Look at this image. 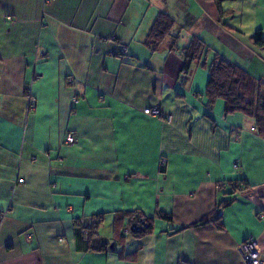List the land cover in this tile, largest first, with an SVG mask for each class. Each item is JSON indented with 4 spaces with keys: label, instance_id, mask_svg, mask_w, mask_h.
<instances>
[{
    "label": "crops",
    "instance_id": "obj_1",
    "mask_svg": "<svg viewBox=\"0 0 264 264\" xmlns=\"http://www.w3.org/2000/svg\"><path fill=\"white\" fill-rule=\"evenodd\" d=\"M160 11L174 25L152 50ZM257 30L264 0H0V264H244L249 237L264 264V138L206 105L180 51L197 36L264 80Z\"/></svg>",
    "mask_w": 264,
    "mask_h": 264
},
{
    "label": "trees",
    "instance_id": "obj_2",
    "mask_svg": "<svg viewBox=\"0 0 264 264\" xmlns=\"http://www.w3.org/2000/svg\"><path fill=\"white\" fill-rule=\"evenodd\" d=\"M219 3L222 0H214ZM174 25V20L165 12L160 11L156 14L152 25L147 33L146 43L151 49L156 47L170 35V30ZM259 31L254 33L255 41L263 44L264 41L259 38ZM176 38L171 39V48H175ZM206 46L203 41L192 36L188 44L181 48L183 59L182 72L185 74L189 71L192 63H198L205 68L208 73V79L205 86L204 96L206 105L211 107L216 99H221L224 103V113L241 112L249 116L254 121V130L264 138V80L255 78L250 75L241 66L225 60L218 53L212 52L211 57H206ZM226 203L220 205L224 206ZM220 209H215L212 213L193 225L205 224L210 221L219 222ZM162 218H168L167 215L158 213ZM139 221L143 222V230L151 228L149 219L136 216ZM139 230L133 232L134 235L140 234ZM92 229H88V237L92 238Z\"/></svg>",
    "mask_w": 264,
    "mask_h": 264
},
{
    "label": "built area",
    "instance_id": "obj_3",
    "mask_svg": "<svg viewBox=\"0 0 264 264\" xmlns=\"http://www.w3.org/2000/svg\"><path fill=\"white\" fill-rule=\"evenodd\" d=\"M46 1H50V0H46ZM125 49H126V47L124 45H119L117 51L118 52H123V51H125ZM36 78H38V76H36ZM67 83L71 84L72 83V79L71 78H67ZM33 105H34V102L29 99L28 107L32 108ZM142 113L147 115V116L160 118V119H162L165 122H170L171 118H172V115L170 113L162 111L157 106L145 107V108L142 109ZM75 142H76L75 134L73 132H71V131H67L64 134L63 143H65L67 145H71V144H73ZM159 164L160 165H164L165 164V159L164 158H160ZM18 182H23V179L19 178ZM81 233L84 236L88 237V229H81ZM26 237L29 238L30 235L26 234ZM238 253H239L242 261L244 262V264H259V252L256 249V240L253 237H249L243 243H241V245H239ZM180 264H184V263H180Z\"/></svg>",
    "mask_w": 264,
    "mask_h": 264
},
{
    "label": "water",
    "instance_id": "obj_4",
    "mask_svg": "<svg viewBox=\"0 0 264 264\" xmlns=\"http://www.w3.org/2000/svg\"><path fill=\"white\" fill-rule=\"evenodd\" d=\"M140 223H143V222L140 221ZM138 229H139V227L136 226V225H132V226L130 227V231H137Z\"/></svg>",
    "mask_w": 264,
    "mask_h": 264
}]
</instances>
